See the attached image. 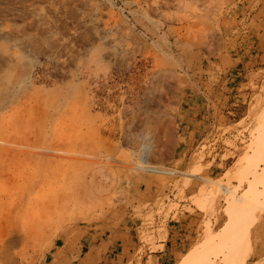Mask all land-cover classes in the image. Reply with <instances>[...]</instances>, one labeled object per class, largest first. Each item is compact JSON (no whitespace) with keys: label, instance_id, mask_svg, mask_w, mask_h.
<instances>
[{"label":"rangeland","instance_id":"obj_1","mask_svg":"<svg viewBox=\"0 0 264 264\" xmlns=\"http://www.w3.org/2000/svg\"><path fill=\"white\" fill-rule=\"evenodd\" d=\"M242 2L0 0V264H40L138 183L151 221L202 214L172 264H264V69L236 73ZM214 97L219 133L183 150Z\"/></svg>","mask_w":264,"mask_h":264},{"label":"crops","instance_id":"obj_2","mask_svg":"<svg viewBox=\"0 0 264 264\" xmlns=\"http://www.w3.org/2000/svg\"><path fill=\"white\" fill-rule=\"evenodd\" d=\"M236 20L241 28L236 36L241 47L235 55L236 73L244 77L240 83L247 85L245 78L264 69V0H244ZM226 105L224 99L216 97L192 103L182 136L183 150L194 149L199 139H213L219 133L215 127H220L221 116H226L228 111L222 109ZM222 149L219 155L231 151ZM136 187L128 192L124 203L75 227L73 232L70 228L61 232L47 247L40 264H172L188 249L202 214L184 209L190 204L181 202L167 217L154 212L151 221L148 214L155 211L158 196L153 187L140 183Z\"/></svg>","mask_w":264,"mask_h":264}]
</instances>
